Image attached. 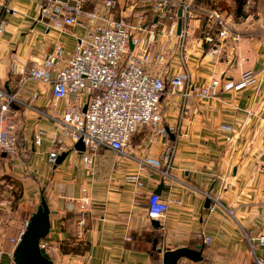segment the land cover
I'll list each match as a JSON object with an SVG mask.
<instances>
[{
    "label": "crops",
    "instance_id": "0c3cea01",
    "mask_svg": "<svg viewBox=\"0 0 264 264\" xmlns=\"http://www.w3.org/2000/svg\"><path fill=\"white\" fill-rule=\"evenodd\" d=\"M227 1L229 13L211 9L227 24L225 39L190 1L195 16L185 40L177 27L176 36L167 38L153 3H139L133 11L120 3L113 10L116 19L124 17L129 25L149 30L139 33L146 42L153 32L152 50L165 53L167 80L178 74L187 78L175 95L167 90L160 101L162 126L177 130L169 135L175 147L171 177L141 174V188L125 181L137 173L134 160L100 148L86 167L75 144L71 148L53 122L40 115L60 116L63 105L55 107L50 85L30 78L28 72L57 44L71 53L84 30L50 29L40 18V0L10 1L15 11L3 16L0 34V89L16 95L24 106L14 107L17 115L11 120L17 137L14 154L0 152V184L18 183L21 190L14 211L6 208L7 200L0 201L4 253L0 264L3 259L14 264L7 256L16 248L11 240L21 235L41 197L50 211L49 234L44 238L59 253L52 264H163L164 252L179 248L201 251L202 259L197 263L180 259L177 264L264 263V247L257 242L264 235V0H245L239 12L234 0ZM247 71L256 80L245 89L217 88V95L207 99L192 92L214 80L236 83ZM5 127L0 124V136ZM38 130L46 135L40 146H34ZM55 134L68 150L51 144ZM163 143L164 138L142 127L132 137L128 153L161 161ZM52 150L66 154L55 169L48 163ZM161 183L157 195L167 202L168 211L154 228L151 222L156 220L146 214V198ZM200 234L209 238L207 244L197 237ZM62 248L76 251L66 253Z\"/></svg>",
    "mask_w": 264,
    "mask_h": 264
},
{
    "label": "built area",
    "instance_id": "2783aa9c",
    "mask_svg": "<svg viewBox=\"0 0 264 264\" xmlns=\"http://www.w3.org/2000/svg\"><path fill=\"white\" fill-rule=\"evenodd\" d=\"M10 1L13 0L0 1V34L5 27L3 16L15 11ZM92 2L93 8L88 9ZM142 2L154 4L153 10L165 25L167 38L176 36L177 11L181 9L179 36L182 40L188 37L189 24L195 12L185 0H40V18L46 20L50 29L63 32L78 27L84 30V34L76 37L71 53H66L62 45L57 44L41 63L28 72L30 78L50 85L55 107L62 103L60 116L40 115L53 122L60 134L70 141L71 148L78 141L82 142L83 164L89 166L91 156L100 148L118 157L134 160L138 166L137 173L126 176L125 181L139 188L143 187L139 181L141 174L154 172L164 179L171 177L169 172L175 147L169 142V135L177 133V130L162 126L160 101L167 90L175 95L187 79L183 74L166 79L165 53L161 49L152 50L153 32L149 33L150 39L146 42L139 35L140 32H149L144 26H131L124 17H114L113 10L118 4L133 11ZM205 20L216 26L219 38L228 37L227 24L218 12H207ZM149 66L155 69L154 73L150 72ZM255 78L253 72L247 71L236 83L214 80L202 88L193 87L192 92L199 98H212L217 95V88L223 92L239 91L251 86ZM190 91L188 88L183 96L188 97ZM21 106L24 103L16 95L0 89V124L6 123L0 136L1 153L14 154L16 150L17 137L11 120L17 115L14 107ZM142 127L164 138L161 161L136 159L128 153L132 137ZM45 135L43 130L36 131L33 145L40 146ZM58 138L57 134L52 136L51 144L62 145L61 151L68 150ZM58 156V151L49 152L48 163L53 166ZM203 195L211 199L208 194ZM167 211L168 204L159 195H148L146 214L149 219L160 221ZM27 226L28 222L21 235ZM21 235L11 243L17 246ZM197 237L206 244L209 242V238L202 234ZM257 242L264 247V235H260ZM38 247L52 263L57 261L59 253L54 244L44 238L39 241ZM3 254L0 250V259ZM7 256L12 260L13 252ZM257 264L264 263L257 261Z\"/></svg>",
    "mask_w": 264,
    "mask_h": 264
},
{
    "label": "water",
    "instance_id": "95a60500",
    "mask_svg": "<svg viewBox=\"0 0 264 264\" xmlns=\"http://www.w3.org/2000/svg\"><path fill=\"white\" fill-rule=\"evenodd\" d=\"M177 34H180L181 29V9L177 12ZM86 107L84 108L85 111ZM74 149L78 152L84 151V146L81 141H78L74 145ZM66 154L58 156L56 163L53 165V169L57 165L61 164L65 159ZM162 188V183L154 191L153 194H159ZM209 201L206 200L205 205L208 206ZM50 211L46 204V201L41 197V202L37 211L31 216L28 222L26 231L21 236L20 243L16 246L13 253L14 264H52L48 255L39 249V241L48 236L50 229ZM151 224L154 228H158V222L152 221ZM156 240L153 242V250L156 248ZM196 249H199L197 247ZM201 251L191 250L187 248H179L173 251H166L162 256L163 264H177L180 259H187L193 263L201 261Z\"/></svg>",
    "mask_w": 264,
    "mask_h": 264
},
{
    "label": "rangeland",
    "instance_id": "374dc122",
    "mask_svg": "<svg viewBox=\"0 0 264 264\" xmlns=\"http://www.w3.org/2000/svg\"><path fill=\"white\" fill-rule=\"evenodd\" d=\"M187 2H191L194 6H197V9L201 8L199 13L206 16L207 12L211 9L218 10L220 12L229 13V2L227 0H186ZM202 10V11H201ZM225 21V20H224ZM8 185V187H5ZM20 186L17 184H10L8 182H4L0 184V201H8L7 209L9 212L14 211L16 209L17 201L20 198ZM9 216H12L9 213ZM2 233L0 232V238ZM1 264H9L5 259H3Z\"/></svg>",
    "mask_w": 264,
    "mask_h": 264
},
{
    "label": "trees",
    "instance_id": "16d2710c",
    "mask_svg": "<svg viewBox=\"0 0 264 264\" xmlns=\"http://www.w3.org/2000/svg\"><path fill=\"white\" fill-rule=\"evenodd\" d=\"M234 1L236 3V11L239 12L241 10V7H242L243 3L245 2V0H234ZM7 179L9 180V178H7ZM62 250L64 252H66V253L69 252V251H71V252H75L76 251L74 248L67 249V250L62 248Z\"/></svg>",
    "mask_w": 264,
    "mask_h": 264
}]
</instances>
